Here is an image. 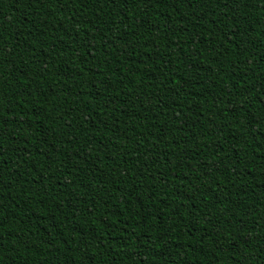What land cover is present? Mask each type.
<instances>
[{
	"label": "trees",
	"instance_id": "1",
	"mask_svg": "<svg viewBox=\"0 0 264 264\" xmlns=\"http://www.w3.org/2000/svg\"><path fill=\"white\" fill-rule=\"evenodd\" d=\"M0 264H264V0H0Z\"/></svg>",
	"mask_w": 264,
	"mask_h": 264
}]
</instances>
